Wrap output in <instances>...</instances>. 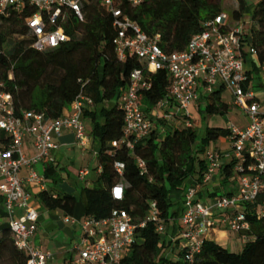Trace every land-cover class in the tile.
Segmentation results:
<instances>
[{
  "label": "built area",
  "instance_id": "1",
  "mask_svg": "<svg viewBox=\"0 0 264 264\" xmlns=\"http://www.w3.org/2000/svg\"><path fill=\"white\" fill-rule=\"evenodd\" d=\"M84 1L0 0V14L7 9L23 13L33 38L31 46L44 50L69 40V22L85 19ZM143 1L99 0L112 18L115 29L112 44L118 58L123 60L129 53L143 65L130 72L129 82L121 93L122 136L113 145L132 138L129 142L132 147L133 142L147 136L153 126L152 118L144 112L139 99L140 93L151 86L145 72L164 70L169 80L167 97L153 107L156 119L174 118V113L163 112L170 104L176 106V112L183 110V114L188 115L190 104L205 100L217 90L227 91L233 105L247 118L243 127L228 126L230 149L205 151L206 170L201 181L193 180L192 185L183 188L180 216L183 228L179 240L185 249L184 259L190 261L201 250L204 235L217 224L238 233L242 244L249 238L250 223L244 206L255 203L258 196L264 194V101L258 94L264 92V87L254 83L245 64L249 55L257 70L264 74V60L258 61L257 49L250 42L251 20L244 21V15L239 19L229 18L224 12L203 21L202 29L191 36L183 50L165 52L159 45V35L147 34L122 7L124 4L136 7ZM90 105V98L79 94L67 108L68 112L56 118L40 111L17 110L12 93L0 82V206L3 209L0 225L4 217L15 246L26 255V264H49L52 259L50 251L33 243L38 212L30 203L29 188L46 190L45 177L38 174L34 166L44 159H52V152L59 146L56 139L64 132H72L79 147L88 146L82 115L84 108ZM184 125L190 126L188 118ZM223 160L232 162L235 174L227 193L205 201L197 199L198 191L211 182ZM136 163L142 173L146 171L141 158L137 157ZM113 167L121 177L124 163L115 161ZM22 168L27 169L25 176L20 175ZM100 171L101 167L97 166V172ZM88 173V168H81L77 175L82 179ZM110 194L115 200L123 199L121 180L110 188ZM253 214L257 218L264 217V208H255ZM147 221L155 224L159 234H165L166 222L158 216L154 203H151ZM144 224L143 221L138 227ZM80 226L82 236L74 264H119L134 242L137 228L128 212L120 208L112 209L102 219L85 216Z\"/></svg>",
  "mask_w": 264,
  "mask_h": 264
},
{
  "label": "trees",
  "instance_id": "2",
  "mask_svg": "<svg viewBox=\"0 0 264 264\" xmlns=\"http://www.w3.org/2000/svg\"><path fill=\"white\" fill-rule=\"evenodd\" d=\"M221 0H144L136 7H122L130 19L136 21L149 35H159V45L165 52L183 50L191 36L202 29V22L221 12ZM233 18L239 19L248 9V0H236ZM83 22L70 21L67 25L69 40L58 47L37 50L24 22V14L7 9L0 14V82L12 93L19 109L43 112L47 117L61 116L79 94L90 98L91 105L83 110V119L91 122L90 135L98 145L97 164L101 167L96 183L82 187L84 215L95 219L107 217L114 208L124 209L137 225L134 242L119 264H264V217L257 218L255 208H264V194L253 204L244 206L250 223L249 236L238 252L230 251L215 240L204 239L201 250L188 261L185 249L155 230L147 221L151 203L166 223L178 216L172 210L170 194L183 190L188 179L201 181L206 170L202 156L209 142L229 136L228 127H206L198 137L191 126H170L160 129L163 119H155L149 134L113 145L120 140L123 110L120 96L129 82L133 69L143 65L135 55L127 54L121 60L115 53L112 39L115 29L107 8L99 0L83 2ZM249 35L257 49L258 61L264 60V0H254ZM13 37V40L10 38ZM257 68L255 67L254 70ZM151 86L140 93L144 112L167 97L169 80L164 70L145 72ZM251 76V74H249ZM222 90L206 96L204 111L207 114H224L226 105L221 102ZM199 104L201 99L198 100ZM172 103L173 100L170 99ZM173 104H170V106ZM184 122L190 115L175 114ZM141 158L146 171L141 172L136 158ZM115 161L124 163L122 176L113 167ZM57 165L44 166V176L53 183L63 185ZM219 184L209 196L227 193L235 174L232 162L219 170ZM121 180L124 184L122 200L111 197L110 188ZM201 193H198L200 199ZM39 202L48 210H60L73 215L76 198L72 190L64 188L61 195L53 196L50 190L38 192ZM181 199V198H180ZM182 213V212H181ZM145 222L144 226L138 224ZM178 239L175 243H178ZM183 246V245H182ZM173 249V257L164 255ZM177 249V250H176ZM26 264V255L14 244L7 224L0 225V262Z\"/></svg>",
  "mask_w": 264,
  "mask_h": 264
},
{
  "label": "crops",
  "instance_id": "3",
  "mask_svg": "<svg viewBox=\"0 0 264 264\" xmlns=\"http://www.w3.org/2000/svg\"><path fill=\"white\" fill-rule=\"evenodd\" d=\"M254 67H255L254 61L252 60V58L249 55H247L245 68L247 71L250 72L251 75L253 73ZM145 107L146 106L143 105L144 109H145ZM165 110L167 112L175 113L176 112V106L171 105L170 107L163 109V112ZM67 112H68V109H66L64 111V113H67ZM146 113L148 116H150L152 118V120L154 122V120L156 118L154 117L155 112L153 111V107L150 108V110H148ZM176 114H179V112H176ZM84 120L85 119H83V122H84ZM84 125H85V122H84ZM85 127H86V130L88 132V135H87L88 146L85 149L79 147L76 144L75 137H74L72 132H64L59 138L56 139L59 146L56 150H54L52 152V159L51 160L44 159L41 162L37 163V164H40V166H41L40 171L38 172V170H36V169L35 170L37 171L38 174L43 175V176H44V173H43L44 166L47 164V162L54 164V165H57L56 171L59 174L60 182L63 185L53 183L49 178H46L44 176L45 177L46 190H50L51 193L55 196L61 195L64 188L72 190L73 194L75 195L76 185L72 184L69 181L70 180L69 179L70 174L62 162L66 158H68V155H70V153L73 154V151L75 150L76 147L81 149V151L92 152L94 158H96L95 169L97 172L98 145L95 142H93L91 139V135H90L91 122L89 124V127L86 125H85ZM214 148L219 149V147H217L216 145ZM206 150H209V148L205 147L204 152L202 153L203 157H204V153ZM27 153L30 154L31 152L28 151ZM227 162H228V160H223L222 165H224ZM36 165L34 166V168H36ZM81 168H86V167L80 166L78 168V170ZM220 168H218L215 171V174H214L211 182L207 186L200 188V190L198 191V193L202 194L200 197V200L205 201V200H208L209 198H211L208 193H209V191H211L214 187H216L219 184V179H220L219 170H220ZM78 170L76 171L75 176L79 180H84L85 177L89 174L88 173L84 178L80 179L77 175ZM26 174H27V169L22 168L20 175L25 176ZM98 174L99 173L97 172V177H98ZM193 180L194 179H188L185 182L184 187L192 185ZM85 186H88V185H85ZM29 191H30V203L38 212L37 229H36V232L33 236V243L36 246H38L39 248H41L42 250H47V251H50L52 253V259L50 260L49 264H74L73 260L77 256V246L79 245V242H80L81 236H82V230H81L80 222L85 217V215H84V202L82 200L77 201V199H76V204H75L73 215L66 216L60 210H48V209H46L39 202V200L37 198V194H38V192L43 191V190H40L37 187H30ZM182 191L183 190L174 191L170 194V200L172 202H174V205L172 206V210H178L180 213L178 214V216L171 218L170 221L168 223H166V230H165V234H164V237L171 241V246L177 245L179 248L182 247V240H179V235H180V232L182 231V228H183L182 223L180 221V216H181V212H182V200L180 198L182 195ZM198 193H197V198H198ZM75 198H76V196H75ZM43 208H45L47 210V212L41 211V209L43 210ZM17 213H20V211H17ZM0 215H3V209L1 206H0ZM66 218H67V220H66ZM2 220H3L2 224H4L5 218L2 217ZM222 225H224V224H222ZM225 227L228 228L226 225H225ZM237 235L240 239V236L238 233H237ZM204 238L214 240L207 233L204 235ZM177 239L179 241H178V243H175V241ZM222 240H224L223 244H224L225 248L228 249V248H232L234 246V243L231 239H229V238L224 239L223 238ZM239 245L242 246L241 240L239 242ZM173 252H174L173 249L170 248L168 255H171L173 257L174 256V255H172Z\"/></svg>",
  "mask_w": 264,
  "mask_h": 264
},
{
  "label": "rangeland",
  "instance_id": "4",
  "mask_svg": "<svg viewBox=\"0 0 264 264\" xmlns=\"http://www.w3.org/2000/svg\"><path fill=\"white\" fill-rule=\"evenodd\" d=\"M253 3L254 0H248V9L245 13L243 20L249 21V15L253 11ZM238 7L236 0H221L220 1V8L221 12L226 13L229 18H233V11L236 10ZM10 40H13V37L10 38ZM252 77L254 80V83L256 85H260L261 87H264V74L260 73L257 69L253 70ZM264 91V90H262ZM259 99L261 101H264V92H259ZM221 102L226 105V111L224 114L219 113H213V114H207L204 110L205 106V100H202L200 104L199 101H195L192 104L189 105L187 108L188 113L190 114V126L195 128L198 137H200L206 127H228L230 125H234L237 127H243L247 123V118L243 114V112L236 106L233 105L231 96L227 91H222L221 93ZM143 105V104H142ZM183 113V110L179 112V115ZM85 125L89 127L90 121L88 119L84 120ZM184 122L181 121L180 118L174 117L168 121H165V124L160 127L161 130L166 131L169 130L170 126H182ZM219 147L220 151L224 152L230 149L231 143L228 141L226 137H220L215 141L209 142V144L206 146L209 149H212L215 147ZM63 165L67 169V171L70 174L69 181L72 184L76 185V192L75 196L77 201L82 200L85 201L84 193L82 191V187L85 185H92L97 184V172H96V158H94L92 152L89 151H81L78 147L75 148L73 151V154L70 153L68 155V158H66L63 162ZM86 167L89 170V174L85 177L84 180H79L75 173L78 170V168ZM40 164L36 165V170L38 172L40 171ZM203 201V200H202ZM41 211L47 212L45 208ZM207 234H209L212 239H214L216 242L224 246V240L223 238H229L233 241L234 246L232 248H228L230 251L238 252L241 249V245H239L240 239L235 231H232L225 227V225H218L214 228H211L208 230ZM169 250H166L164 255L168 258L172 257L171 255H168ZM168 255V256H167ZM173 255V254H172ZM0 264H9L8 261L2 260Z\"/></svg>",
  "mask_w": 264,
  "mask_h": 264
}]
</instances>
